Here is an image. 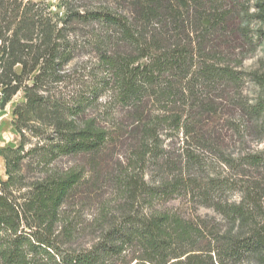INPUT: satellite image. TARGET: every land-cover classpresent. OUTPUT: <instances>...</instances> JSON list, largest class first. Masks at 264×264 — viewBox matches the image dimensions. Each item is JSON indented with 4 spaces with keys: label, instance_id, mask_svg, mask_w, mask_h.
<instances>
[{
    "label": "trees",
    "instance_id": "16d2710c",
    "mask_svg": "<svg viewBox=\"0 0 264 264\" xmlns=\"http://www.w3.org/2000/svg\"><path fill=\"white\" fill-rule=\"evenodd\" d=\"M186 2L0 0V108L18 93L24 99L13 110L20 143L0 149L7 177L0 179V264H264V156L223 158L210 132L197 144L247 171L239 202L213 204L229 226L224 232L153 210L151 202L177 184L151 186L136 175L111 180L122 202L114 216L102 213L106 224L89 247L79 244L80 221L65 212L86 177L64 159L94 165L114 135L127 131L154 146L134 152L144 165L147 153L161 156L160 135L195 134L230 93L236 101L246 74L260 86L258 73L236 68L243 54L234 50L241 40L251 45L246 18L264 21V0L253 15L241 0ZM81 55L95 62L72 70ZM239 102L242 123L233 129L260 135L264 105ZM116 108L125 123L112 120ZM27 135L38 143L25 150ZM207 182L215 192L230 187L218 177Z\"/></svg>",
    "mask_w": 264,
    "mask_h": 264
},
{
    "label": "rangeland",
    "instance_id": "374dc122",
    "mask_svg": "<svg viewBox=\"0 0 264 264\" xmlns=\"http://www.w3.org/2000/svg\"><path fill=\"white\" fill-rule=\"evenodd\" d=\"M241 1H246L245 3L248 4L249 15L256 14L257 8L254 6L257 0ZM176 2L182 8L187 5L186 0H176ZM246 20L251 30V45L242 40L238 42L242 44L240 45L242 48L234 50V53L236 56L242 53L243 59L241 65L236 68L242 70L244 74L258 73L262 77L260 86L251 81L246 74L241 81L240 95L236 94V101H232L231 96L234 94L230 93L229 97L227 96L219 105H216L215 114L205 122V125L203 123L204 126L199 127L195 134L184 135L179 132L168 136L160 135L157 145L160 144L161 156L155 159L152 157V152L147 153L144 165L135 163L137 155L134 152H141L142 148L154 149V146L148 143V147H144V143L136 140L137 138L129 135L127 131L126 134L124 131V135L121 133L114 135V139H111L110 143L104 147L105 150L97 156L94 165L90 164L89 160L79 162L75 159H64L62 161L66 168L79 165L83 168L86 177L83 188L68 202L65 211L69 216L76 217L80 221L82 236L79 244L82 247H89L100 235L101 229L106 224V221L104 224L100 221L102 213H108L111 217L117 214L122 199L119 200L116 185L111 180L120 178L124 181L128 175L142 177L151 186L176 182L174 193L151 202L153 210L177 214L195 223L217 225L220 232H224L229 227L223 220V216L214 209L213 204L218 201L239 202L247 171L231 169L234 167L225 165L220 158L223 156V158L237 160L241 155L255 151H260V155L264 156L263 108L260 109L258 121L260 135L249 137L244 130L242 133H237L233 129L242 123L240 109L237 107L240 104L239 100L254 104L260 99V103L264 105V21L253 16H249ZM236 56L232 59L239 60ZM94 62L92 55H81L73 61L71 69L82 71L84 67H89ZM234 63L236 61H233L232 66L236 65ZM22 102H24L23 95L18 93L3 109L0 108V149H15L20 143V136L13 126V110ZM124 114L116 108L112 120L125 123ZM108 123L111 124L110 121ZM203 131L204 134L210 132L209 142L217 148V151H221V157L197 144V139ZM26 139L28 143L25 145V150L38 143V139L31 135H27ZM191 155L195 157V163L190 160ZM131 164L133 170H127ZM31 174L32 172H29V175ZM212 177L226 179L230 187L222 192L208 190L207 181ZM0 179L4 181L7 179L1 157ZM262 180H264V168H260V181ZM262 204L264 205V195ZM137 207L141 208V205ZM101 224L103 225L100 227Z\"/></svg>",
    "mask_w": 264,
    "mask_h": 264
},
{
    "label": "crops",
    "instance_id": "0c3cea01",
    "mask_svg": "<svg viewBox=\"0 0 264 264\" xmlns=\"http://www.w3.org/2000/svg\"><path fill=\"white\" fill-rule=\"evenodd\" d=\"M2 158V157H1Z\"/></svg>",
    "mask_w": 264,
    "mask_h": 264
}]
</instances>
